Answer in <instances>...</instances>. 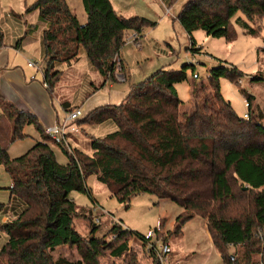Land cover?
I'll list each match as a JSON object with an SVG mask.
<instances>
[{
  "label": "trees",
  "instance_id": "obj_1",
  "mask_svg": "<svg viewBox=\"0 0 264 264\" xmlns=\"http://www.w3.org/2000/svg\"><path fill=\"white\" fill-rule=\"evenodd\" d=\"M80 1L84 24L66 0H35L25 14L36 11L42 27H27L13 44L18 50L25 35L40 31L42 78L50 94L63 74L57 64L76 63L80 49L104 79L112 80L121 64L117 53L126 34L133 32L139 44L143 31L155 26L143 17L116 14L110 0ZM263 16L264 0H188L175 21L187 35L202 30L231 43L236 37L233 23L254 36L258 28L253 25ZM186 51L201 54L193 42ZM189 70L194 72V64L160 69L128 89L118 105L95 108L76 120L79 127L108 124L114 128L102 138L91 135V155L52 140L35 115L0 97V166L10 180L8 204H0V234L6 237L0 264H100L105 253L112 258L128 255L130 240L147 247L150 238L126 229L121 221L107 233L96 234L100 223L95 222L93 209L80 208L70 198L72 192L91 198L86 186L89 176H95L111 198L126 208L140 194L180 207L182 213L166 235L181 236L187 222L201 219L222 264H264V127L251 116L254 97L244 92L249 118L237 116L221 94L220 80L238 84L244 74L218 60L205 79L191 83L194 103L182 112L175 87L188 81ZM259 81H264L261 72L250 76V83ZM4 123L11 125L5 137ZM28 125L34 126L39 140L25 154L10 158L7 144L21 139ZM1 138H7L6 145ZM56 150L67 157L65 165L57 162ZM79 217L89 229L84 237L74 229ZM163 228L162 220L153 233L159 236ZM65 246L77 247L81 260L53 256ZM229 248L236 252L229 253ZM147 255L157 264L152 250ZM126 264L140 263L130 256Z\"/></svg>",
  "mask_w": 264,
  "mask_h": 264
},
{
  "label": "rangeland",
  "instance_id": "obj_2",
  "mask_svg": "<svg viewBox=\"0 0 264 264\" xmlns=\"http://www.w3.org/2000/svg\"><path fill=\"white\" fill-rule=\"evenodd\" d=\"M187 1L110 0L116 14L143 17L154 22L155 26L143 31V37L138 45H134L133 42H125L124 46L119 49L117 55L122 64L119 66L122 73L118 77L125 80L124 82L115 77L112 80L104 79L90 64L84 49H80L79 59L75 65L57 64L56 69L63 73L55 88L57 98L73 104L78 102L80 105L85 98L100 89L105 82L113 83L112 89L123 93L160 69L164 71L178 70L183 65L192 63L194 72L187 71L188 81L175 87L177 96L183 103L181 111L185 112L194 103L190 93L191 83L205 79L208 69L217 66L218 60H220L236 66L244 74L239 80L241 84L232 83L226 78L220 80V91L223 98L230 102L235 114L243 118L248 113L245 93L252 95L254 100L251 116H255L258 121L264 124V81L249 82L250 76L256 75L258 72L264 75V16L257 25H253V28H258L254 36L246 35L240 27L233 23L236 37L233 42L227 43L223 38L207 36L202 30L193 31L190 35L184 33L175 18ZM34 2L35 0H0V31L14 63L6 75L0 74V91L3 85L2 77L10 78L13 82L14 93L12 96L15 97V100L11 99L10 101L14 104L24 101L30 105V112L35 114L43 127L46 128L55 124L50 125L43 119V117L47 118L44 116L46 114L43 108L44 102H47L48 105L51 103H49L43 87V49L39 31L37 30L33 36L25 37L22 41L23 49L19 50L20 52L17 50L20 55L16 53V49L11 47L13 32L15 33L25 26L42 27L37 21L36 11L25 14L26 9ZM66 2L80 23L83 24L84 13L81 1L66 0ZM166 8L170 9V16L166 14ZM14 15H20V18ZM22 30L21 35L23 36L25 29ZM131 35L134 33H127L125 39ZM192 42L196 48H201V54L191 55L186 51ZM168 46L174 50V54L169 52ZM27 60L36 63L40 70L27 68ZM23 77H25V81ZM102 91L100 90L101 94L104 92ZM53 105L55 106V102ZM4 125L6 128L3 137L8 136L9 128L11 129L10 124L4 123ZM106 125L83 126L82 128H79L78 125L79 134H69L68 143L66 141L64 145L69 144L71 150L76 148L91 155V135L86 136V133L92 134L95 138H102L111 132ZM22 134L21 139L8 144L7 138H1L3 145L7 144V153L12 159L25 154L39 140V135L33 125L25 126ZM55 156L59 164L67 163V157L61 151L56 150ZM86 186L91 190V198L80 192L70 193V198L80 208L96 209V211L92 210V215L100 220V230L96 233L97 235L107 233L112 225L121 221L127 229L147 237L153 234L154 228L158 227L163 220L164 228L157 239L169 243L175 255L174 261L178 260L179 264H222L220 255L213 247L205 223L201 219L194 218L187 222L182 229L181 236L174 237L165 234L166 231L173 230L175 218L182 213L181 208L174 203L158 201L151 195L140 194L134 196L126 208L127 205H121L115 198H111L108 189L99 183L95 176H89L86 179ZM9 187V177L4 168L0 166V204H8L9 191L7 189ZM79 218L74 221V229L84 237L88 234L89 229L87 222L83 221L82 217ZM0 239L6 240L5 235L0 234ZM128 248V255L121 258H112L108 253H105L103 257L99 258L100 264H126L130 256H134L136 262L154 264L147 255L146 246L144 247L135 240H130ZM228 252L235 253L236 250L229 248ZM59 255L67 257L71 261L81 260V255L77 247L74 246L63 247L53 253L54 257Z\"/></svg>",
  "mask_w": 264,
  "mask_h": 264
},
{
  "label": "crops",
  "instance_id": "obj_3",
  "mask_svg": "<svg viewBox=\"0 0 264 264\" xmlns=\"http://www.w3.org/2000/svg\"><path fill=\"white\" fill-rule=\"evenodd\" d=\"M128 14H131V13H128ZM120 16H122L124 18H128V17L134 16V15H128V16L126 15L125 16L124 14H120ZM85 21H86V16H85V14H83V24H84ZM22 29L23 30L25 29L24 30V32H25L26 29H27V27L25 26ZM22 29H19V31H16L15 33L13 32V36H12L13 38H12V43H11V47L12 48H13V44L15 42V39L17 37L21 36V34H22L21 30ZM33 34L34 33H31L29 35H32L33 36ZM39 35H40V31H39ZM27 36L28 35H25V37H27ZM25 37H24V39H25ZM6 46L7 45L4 44V47L0 49V74L2 73L3 75H6V73L9 72L10 67L13 66V64H14L13 63V58L10 57V51L6 48ZM22 49L23 48H22V44H21V47L18 49V51L19 50H22ZM18 51L16 50V53L18 55H20L19 54L20 51L19 52ZM28 61H30V60H27V62ZM27 62H26V67L27 68H30V67L27 66ZM73 64L75 65V63H73ZM120 74H121V72H120ZM115 78H116V74H115ZM23 80L24 81L26 80L25 77H23ZM2 81H3V85L1 87L0 97L4 101L12 103L10 100L11 99L15 100V97L12 96V94L14 93L13 87H12V83L13 82L11 81L10 78H5L4 76L2 77ZM112 86H113V83L105 82L103 84V87H101L100 89H97V91H95L94 93H92L91 95H89L87 98L84 99V101L80 105H78V102L75 103V104H73V103H69L68 101H63L62 99H58L57 98V95L55 94V91H54V93L50 94L48 92V90L46 89L47 86L44 87V84H43V87H44L45 92L47 93V97L49 99V103H51V105L50 104L48 105L47 102H44L43 108L46 111V114H44V116H47V118L45 119V117H43V119L46 120V121H48L49 124L51 125V124H56L57 122L61 121L64 118L66 112L69 109L70 110L71 109H80L82 111V113L84 115H86L87 113H89L93 109L98 108V107H101V106H105V105H118L124 99V97L127 95L128 91H125L123 93H120V92L114 91L112 89ZM100 90H103L104 91V92L102 91L103 94L100 93ZM53 102H55V106L53 105ZM12 104L14 106H16L19 110H23V111H26V112L31 113L30 112V109H31L30 108V105H27L24 101H22V103H15V104L12 103ZM36 113H37V111H36ZM31 114H33V113H31ZM33 115H35V114H33ZM59 116H60V119H59ZM253 117L256 119V121L258 123H260L264 127V124L262 122L258 121L255 116H253ZM36 119H37V122L41 125V127L44 128L43 125H42V123H40L39 118L36 117ZM74 126L77 128V133L79 134V129H78V127H77V125L75 123H74ZM83 126H86V125H82L79 128H82ZM106 126L109 127V129H110L111 132L113 131L114 128L111 125H106ZM72 135H75V134H72ZM87 135L89 136V135H92V134L86 133V136ZM67 143H68V141H67ZM3 242H5V240L0 239V245ZM66 247L67 246H65L64 248H66ZM60 248H63V247H60ZM60 248H58V249H60ZM64 258H66V260H68V261H71V260L67 259V257H64ZM174 258H175V255H174V253L172 251V253L170 254V263L171 264H179V261L178 260L174 261ZM71 262H74V261H71ZM140 264H151V263H143V262H140Z\"/></svg>",
  "mask_w": 264,
  "mask_h": 264
},
{
  "label": "built area",
  "instance_id": "obj_4",
  "mask_svg": "<svg viewBox=\"0 0 264 264\" xmlns=\"http://www.w3.org/2000/svg\"><path fill=\"white\" fill-rule=\"evenodd\" d=\"M166 14L169 16L171 15L170 9L166 8ZM135 40L136 35L134 34L126 38L125 42H133L134 45H138V43H135ZM117 61H120L119 58ZM27 66L35 69L36 71L40 70L39 66L36 63H32L30 61L27 63ZM119 66L116 73V78H118L119 81L124 82L125 80L121 79L120 76L118 77V75H121V68ZM238 84H241V81H239ZM44 87H46V84H44ZM83 116L84 114L80 109L66 112L64 118L61 121L57 122L53 126L43 128V133L52 140H57L65 143L68 139L69 134L77 133V128L74 126V123L76 120L82 118ZM244 118L248 119L249 115L246 113L244 115ZM93 211H96V209L93 208ZM95 222L100 223V220L95 217ZM148 237L150 238V240L147 244L146 249L147 252H150V250L154 252L157 264H171L170 254L172 253V250L169 243L165 242L164 240H158L157 236L154 233Z\"/></svg>",
  "mask_w": 264,
  "mask_h": 264
},
{
  "label": "water",
  "instance_id": "obj_5",
  "mask_svg": "<svg viewBox=\"0 0 264 264\" xmlns=\"http://www.w3.org/2000/svg\"><path fill=\"white\" fill-rule=\"evenodd\" d=\"M245 189V188H244Z\"/></svg>",
  "mask_w": 264,
  "mask_h": 264
}]
</instances>
